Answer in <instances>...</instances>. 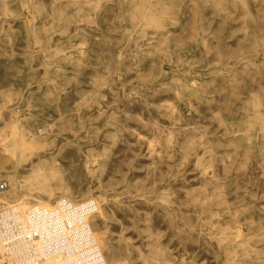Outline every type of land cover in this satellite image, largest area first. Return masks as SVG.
Returning a JSON list of instances; mask_svg holds the SVG:
<instances>
[{
    "label": "rangeland",
    "instance_id": "1",
    "mask_svg": "<svg viewBox=\"0 0 264 264\" xmlns=\"http://www.w3.org/2000/svg\"><path fill=\"white\" fill-rule=\"evenodd\" d=\"M233 1L199 39L189 0H0L2 211L80 209L104 264H264V0Z\"/></svg>",
    "mask_w": 264,
    "mask_h": 264
},
{
    "label": "bare ground",
    "instance_id": "2",
    "mask_svg": "<svg viewBox=\"0 0 264 264\" xmlns=\"http://www.w3.org/2000/svg\"><path fill=\"white\" fill-rule=\"evenodd\" d=\"M229 2V3H228ZM77 3V2H75ZM211 4L213 19L207 21L208 25L218 19L217 31L210 30V27L200 31L196 30L195 25L202 21L198 15V9L208 7ZM125 5L124 2H118V6ZM236 2L233 0H189L183 10H186L188 16H183L182 12L176 17V20L186 24H192L193 30L190 32L191 38L206 39L210 35L215 38L221 36V28L224 23L234 22V18L228 11L235 10ZM226 10L227 12H224ZM105 20L104 17L96 15L88 20L91 23ZM207 30L210 32L207 33ZM184 32L183 29L180 31ZM165 34H159L162 38ZM234 34L227 35V38H233ZM47 133L46 127H43L41 133ZM8 163L3 160V154L0 153V171L6 170ZM29 178L24 180L23 187L28 189L31 186ZM13 180H10L3 195L15 194L16 187ZM1 193V192H0ZM0 210V244L4 246L7 254L14 258L18 264H104L101 262L102 254L98 242L90 241L89 226L82 224L83 216L80 209L72 208L65 202H60L58 208L53 209L49 206H33L26 214L20 205H13L10 208ZM77 214L81 216L80 228L74 231H66V227L77 223V221L67 222L66 218H73ZM72 220V219H71ZM29 227L35 237L30 238L24 233V227ZM72 234L73 237L68 238ZM243 243V242H240ZM230 253L232 256L233 253ZM241 253V251H240ZM239 254V251L237 253ZM244 254H248V251ZM239 262V261H238ZM233 264H238L234 262Z\"/></svg>",
    "mask_w": 264,
    "mask_h": 264
},
{
    "label": "built area",
    "instance_id": "3",
    "mask_svg": "<svg viewBox=\"0 0 264 264\" xmlns=\"http://www.w3.org/2000/svg\"><path fill=\"white\" fill-rule=\"evenodd\" d=\"M6 188V183L5 182H0V191ZM2 208V207H1ZM0 208V210H1ZM24 233L27 234L28 236H31L30 238L35 237V235L33 233H31V229L29 227H24L23 229Z\"/></svg>",
    "mask_w": 264,
    "mask_h": 264
}]
</instances>
